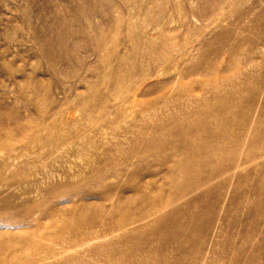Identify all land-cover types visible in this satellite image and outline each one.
Here are the masks:
<instances>
[{
	"label": "rangeland",
	"instance_id": "rangeland-1",
	"mask_svg": "<svg viewBox=\"0 0 264 264\" xmlns=\"http://www.w3.org/2000/svg\"><path fill=\"white\" fill-rule=\"evenodd\" d=\"M206 109L199 119L213 130L224 115L225 148L204 151L210 178L191 228L195 212L172 227L150 216L117 229L120 214L106 225L105 205L93 214L105 223L98 238L72 248L87 229L74 231L78 202L65 198L110 183L115 195L138 173L160 185L164 171L133 168L144 144L180 139L185 128L199 137L188 123ZM217 157L233 159L216 177ZM262 158L264 0H0V264L50 251L45 264H264ZM114 169L103 185L88 183ZM59 209L72 226L55 233L59 222L47 223ZM40 236L41 247H20Z\"/></svg>",
	"mask_w": 264,
	"mask_h": 264
},
{
	"label": "bare ground",
	"instance_id": "bare-ground-1",
	"mask_svg": "<svg viewBox=\"0 0 264 264\" xmlns=\"http://www.w3.org/2000/svg\"><path fill=\"white\" fill-rule=\"evenodd\" d=\"M199 112L200 111H198L197 113ZM197 113H195V115L193 116L194 117L193 123L191 122L192 124L191 123L188 124L189 127L191 128L196 123L194 125V128L191 129H195V131L199 133L198 134L199 137H194L193 134H191L190 130L188 132L185 128L180 130V132L182 133L180 134V139H174V140L167 139L166 140L167 142H160L154 139L151 143L144 144L142 148L143 155L146 156L140 157L139 159H137L135 164H133L135 166L133 167L134 170L140 168L143 169L144 167L149 165V166H154L158 172L164 171V175L162 176V180H161L162 183L160 185L154 184L155 183L154 174L150 176H145L144 173H138V175H136V182H137L136 184L134 185L129 183L124 184L121 191H119L115 195L110 194L108 190L114 186L115 184L114 182L116 180L113 182L114 183L113 185L111 183L106 185L104 190L102 191L88 189L87 191H84L78 194L77 196L74 195L75 197L65 198L66 201L72 200L73 202H78L77 206L75 207L72 206L69 208L70 213L75 218L74 222H76L77 224L76 225L77 229L75 230L73 229L75 225L72 229L78 234L81 232L82 229H87L86 233L85 234L83 233L84 234L83 236H80L79 238L77 236H76L77 238L76 237L73 239L71 238V242L73 244L72 245L73 247L71 246L72 248L74 247L78 248L85 245H89L90 242L96 240L98 238L97 234H99L98 228H100L103 231L105 223H108L106 225L115 223V221H113V217L114 215H118V214H120V219L118 221L116 220L117 222L115 226L117 229H122L124 227L131 226L139 221L143 222L142 220H145L150 216L151 217L154 216L153 219L151 220L152 224L156 223L158 225H161L167 219H171V227H172L173 223L176 224L178 216L190 212H195L190 214V218L188 222L184 225V227L186 228H191L192 226L191 222L194 223L195 219L199 216V213H196L199 204L200 205L204 204L205 191H207L205 189L207 188V184L210 178V174L206 175V170L211 165L212 160L211 159L204 160V151L207 149H212L216 156L222 154L225 148L224 137L226 132L225 119L222 113H220L222 123L219 126H217L214 130L209 128L206 124H204V120L199 119L200 117L201 119H204V117L207 115V109L203 110L199 114ZM235 113L237 114L238 111ZM242 114H244V112ZM245 115H244L245 119L243 120L244 122L247 120ZM237 117H239V115ZM196 119L198 120L196 121ZM238 121L240 120L238 119L237 122ZM243 129H244V124L238 126L236 136L234 135L235 136L234 142L235 145L237 144V146L239 144V140L242 137ZM258 136L260 137V135L257 133H254L251 136L248 143L250 151H248L249 154L245 156V162L250 161L249 159L250 156H252L254 153L253 151L256 146ZM217 139L219 141H217ZM221 140H223V142ZM154 146H160L159 148L161 149V152L158 154H150V151L154 148ZM233 155H234V149H232V157ZM232 157L230 159H225V157H219V158L217 157V161L214 164L215 169L212 171L213 173L212 176H216V177L219 176V174H221V170L223 169V166L224 167L231 166L233 159ZM261 162L264 164V158L261 159ZM119 172L120 171L114 169L111 170L109 173L100 172L99 173L100 175L96 177L89 175L88 177L90 178L89 179L90 182L88 183L93 185L94 183L91 181H93V179H96V182H98V184L102 183L103 185L104 184L103 181L106 180V177H108L109 175L112 177H116L117 175L120 174ZM133 173H131L132 176L134 175ZM180 184H184V185L182 187H179ZM170 187H174L173 191H170L169 189ZM128 191H130V194H127ZM94 199L98 201L93 202L92 200ZM133 202L140 203V207H138L137 209H132L131 205L133 204ZM105 205H108L107 214H109V219L107 217L104 223L101 221H97L93 216V214L95 212L99 214L101 212V207H104ZM63 210L59 209L57 214H52L50 217H48V219L51 222V223L48 222L47 223L48 225H52V223H55L57 221L59 222L56 225L58 227L56 226L54 227L57 229L55 233L64 232L63 229L65 228L71 229L70 226L72 225L69 224L70 221H68L66 218L62 216ZM47 215L48 214H45V216ZM44 226L45 224L42 223L39 226V228ZM79 227L80 230L78 231ZM181 229L182 227L175 229L173 233L176 235V233L179 232ZM31 234H33V232L29 231L26 234V237L30 238V236H32ZM43 236L42 237L40 236L39 238H35V243L32 245L26 242L27 240L26 238L21 242L23 244H21L22 246L20 247H25L26 250L30 248L32 249L34 246L37 248L41 247V245H43V242L45 240ZM20 238L21 237H19V239ZM58 238H59L58 235H54L49 239L50 241L52 240L55 243L56 242L59 243ZM60 241H64V240L61 239ZM66 241L68 243V240ZM69 244H71L70 241ZM21 250L23 251L22 248ZM43 256L38 259L34 258L35 261L30 263L27 262V263L45 264L48 263V261L50 260L49 258H53L54 256H56V254L53 251H50Z\"/></svg>",
	"mask_w": 264,
	"mask_h": 264
}]
</instances>
